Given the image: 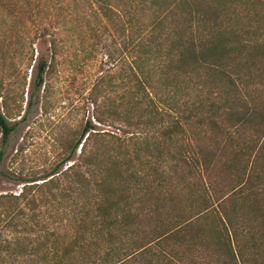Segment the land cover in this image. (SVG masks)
<instances>
[{"label":"trees","instance_id":"obj_1","mask_svg":"<svg viewBox=\"0 0 264 264\" xmlns=\"http://www.w3.org/2000/svg\"><path fill=\"white\" fill-rule=\"evenodd\" d=\"M87 1L106 26L119 23L123 34L128 31L123 45L130 57L126 76L132 83L133 109L140 115L134 124L124 118L125 127L142 126L144 135L178 137L202 123L215 134L207 144H194L190 137L176 155L180 167H173L170 175L161 172L170 185L173 178H182L185 198L162 219L161 205L144 200L140 190L105 200L110 170L91 169L90 178L81 174L84 167L90 171L86 147L93 135L87 134L89 124L84 126L65 163L81 145L79 158L59 174L71 194L66 264H264V168L258 166L264 161V0L250 4L247 18L235 0H146L153 16L141 23L136 12L122 21L127 17L122 0ZM29 6L25 0L19 6L0 0V33L2 26L9 27L0 47L5 64L0 68V159L19 123L10 120L24 119L58 50L51 27L42 18L35 22ZM1 11L9 12L11 22L6 24ZM21 11L28 19L20 17ZM17 63L24 64L25 72L31 68L32 90L24 111L26 76L19 77ZM249 121H255L262 137L258 146L246 147L250 153L243 150L245 141L237 142L240 128ZM224 148L231 150L227 154ZM221 167L230 179L217 187L212 177ZM54 178L42 184L58 183ZM130 197L137 202L124 205ZM252 197L248 212H241ZM167 221L174 226L161 229Z\"/></svg>","mask_w":264,"mask_h":264},{"label":"rangeland","instance_id":"obj_2","mask_svg":"<svg viewBox=\"0 0 264 264\" xmlns=\"http://www.w3.org/2000/svg\"><path fill=\"white\" fill-rule=\"evenodd\" d=\"M23 1L8 0V3L17 2L19 6ZM25 1L30 3V9L34 8L31 17L35 22L39 23L42 18L55 30L51 34L50 29V35H54L58 50L51 70L43 86L35 93L34 103L24 119L10 120V124L19 123L2 148L0 196L4 198L0 203V264H66L63 254L67 245L66 235H69L71 194L67 181L59 174L67 164L79 158L81 145L73 153V160L65 163L84 126L89 124L91 130L87 134L93 135L86 147L91 161L88 164L90 171L84 167L79 170L81 174L90 178L91 169H95L94 173L104 169L108 173L110 170L108 191L103 192L105 200L121 195L125 198L140 190L144 200L161 205L162 219L173 214V209L177 208L174 204L184 198V191L180 190L182 178H173L170 185L166 176L170 175L173 167H180L175 159L179 150L190 137L194 138V144H207L215 132L202 123L193 125L178 137L176 134L163 137H157L155 133L144 135L142 126L125 127L124 118L134 124L140 115L133 109L132 83L126 76L130 57L123 45L128 31L123 34L119 23L106 26L87 0ZM234 2H238L241 11L244 10L243 18L250 15L248 10H253L250 4H256V0ZM121 4L127 14L122 18L123 22L127 21L129 14L132 18L135 12L140 23L153 16L146 0H137L135 4L122 0ZM40 7L49 8V11L41 12ZM1 16L6 24L11 22L8 11H1ZM21 16L28 19L27 12L21 11ZM2 28L0 47L9 27L4 25ZM33 48L36 50L35 44ZM41 50L45 52V47ZM17 66L20 68L19 77L26 76L24 111L32 90L31 68L25 72L24 64ZM1 67L5 64L0 59ZM256 109L260 112L259 107ZM116 112L120 113V119ZM195 121L201 122V119ZM254 122L245 123L237 134V142L245 141L247 145L243 150L249 153L250 149L246 147L258 146L262 140L261 133L253 126ZM150 153L152 155L147 157ZM258 166L260 170L264 168V161ZM161 172L166 175L162 176ZM216 175L218 178H212L217 187H224L230 179L224 167L219 168ZM52 177L59 178L58 183L52 186L42 184ZM114 188L116 192H112ZM136 199L130 197L123 203L133 204ZM253 199L247 201L241 212H248ZM172 222H163L161 229L174 226Z\"/></svg>","mask_w":264,"mask_h":264}]
</instances>
